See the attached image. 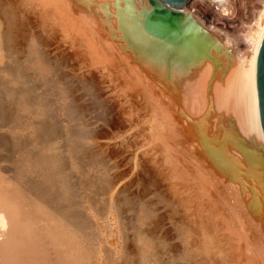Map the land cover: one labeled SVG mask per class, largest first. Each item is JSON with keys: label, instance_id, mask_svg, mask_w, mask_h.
<instances>
[{"label": "bare ground", "instance_id": "obj_1", "mask_svg": "<svg viewBox=\"0 0 264 264\" xmlns=\"http://www.w3.org/2000/svg\"><path fill=\"white\" fill-rule=\"evenodd\" d=\"M16 1L14 5L12 3L8 5L12 4L11 6L13 7H10L13 9L8 8V6H5L3 10L0 8V15L3 14V19H5L4 24L2 23L3 19L0 22V264H173L175 259L179 258L173 253L174 251L178 252V248L175 250L174 247V251H171L173 246L170 248V245L172 244L165 242L163 235L156 234L157 228L155 230L152 228L155 233L152 230V233L150 231L155 224L152 218L156 210L153 212L149 204L135 202L133 200L135 196H130L133 199L129 200L124 192L126 198V202H124L128 205L123 204L125 207L129 206V211L132 212H129V215L131 214L133 215L131 217H134L133 221L131 217L129 221L123 216L126 215L124 214L126 212L123 209L121 211V207L117 202L113 201L118 198L117 196L112 197V194H110L112 201L110 199L109 201L107 200L106 189L110 193L109 187L107 188L110 177L116 176V173L112 172L114 168L112 171L107 169L104 164L105 159H103L104 157L106 158V156L103 157L104 153L101 156L102 153H98L100 148L98 150L95 149V151V146L91 147L90 137L96 136V134L92 133L93 135L91 136V125L88 124L89 121H86L87 117H83L84 113H81L82 110L75 106L76 100L75 102L73 101L71 90L61 80L62 77H59L57 68L60 65L56 66V68L55 64L51 63L52 61L47 60V56L40 48L41 45H38L40 44L38 43L39 40L37 41L36 39L38 36L34 37L36 36L35 33H37H34L36 28H31L34 29V34L32 32L30 34L34 36L30 35L29 39L27 37L24 38L31 41H27L28 43H25L26 46L24 44L26 49L28 48V52L27 50L24 51L27 54H19L20 56L24 55L20 58H23L22 60L18 59L20 56L17 53L19 57L16 58L17 56H14L16 54L13 53L12 48L15 49V45H13L14 47L11 45L16 41L13 40L14 43H12L14 36H11V31L16 26L15 29L19 30V27H23L22 32L25 29L26 33H29L27 32L29 29L27 27L26 29L24 25L27 23H25L26 16H24V11L22 13L21 11L24 10L25 5H28L27 7L30 6V0H20V3L19 0ZM25 1L27 3H24ZM32 1L35 3V0ZM80 1L84 3L89 1L91 5L86 8H82L86 6V3L84 6L81 2V6L83 5L81 8L91 14L101 12L107 15L110 17L108 22L114 26L118 19L122 22L137 21L143 26L146 33L151 32L168 45V47L165 46L166 49H171L166 55L160 56L157 54L158 49H160L157 41L149 38L146 33L140 35L139 38L134 37L136 43L145 45L147 49L150 46L154 50L153 53L149 54V59L146 58V62L148 60V64H150L149 70L152 72V81L150 82L141 73L132 70L134 68L130 64H126V66L123 64L125 67H121L120 70L126 82V87L137 90L143 99L156 103V108H154L156 112L153 113V110L150 112L151 114H156L157 117L155 118L157 120L154 124L152 122L154 121V116L151 115L149 124H154L157 132L151 126L150 130H153L151 137L154 136V139L148 138L152 139L151 142H154L155 139L160 141L163 151L160 150V147L159 151H162V154L165 151L170 152L172 150L170 141L176 139L174 135L179 134L175 133L179 127L173 123L165 101L156 98L152 89L153 82L162 84L163 96H169L170 94L173 98L179 95L183 103L188 101L190 97H195L196 109L194 108V112L196 113H193L194 115L197 114L194 119L196 123H190L192 128L188 126L189 124L186 127L182 123V127L185 126L187 129L185 127L181 128L183 132L186 129L185 132L187 133L188 128L193 129L194 131L189 130L195 135L192 136L198 140L196 141L197 144L203 142L206 149L214 146V142L210 139L203 140L204 134L199 132L202 130L206 134L211 135L214 129L213 119L223 117L224 123L227 120L235 126L243 138L242 144L251 151L250 154L258 156L262 160L261 168L264 170V134L259 119L255 80L256 56L264 34V0H188L182 4L181 10L171 8L159 0H148L151 4L160 3L157 4L158 7L154 10L155 15L162 16V13L159 12L160 10H164L166 13H169V11L176 12V15H173L174 17L166 26H159V23L149 22L148 12L150 6L147 0ZM33 2L30 1L31 5L33 4L37 9L39 4L41 8L44 6L43 13H37L36 15L37 17H42V21L41 19H37V22L35 21L37 26L41 22H44V28L48 23H55V26L59 25L58 27L62 26L63 28L67 26V29L70 26L73 28L71 30L80 38L81 46H83L80 47L82 49L85 48L83 51H86V56L87 54L90 56V53H92L91 56L98 53V56L92 57H99V54L103 55L105 53L107 54V61H113L114 55L111 53L113 49L109 51L104 47L105 49L102 50L101 45L98 44L99 42L97 40V43L94 42L97 30L94 28V23L90 17L75 9L74 5L77 0H37L36 3L38 5ZM163 6L168 7L169 11ZM26 13L29 12L26 11ZM38 14L40 15L38 16ZM17 17L20 19L19 22ZM28 19L30 20V18ZM1 24L4 27L6 25V28L2 29ZM41 26L37 27L38 32ZM48 26H50L49 30L51 32H48ZM48 26L47 29L45 28L47 31L43 29V32H40L44 33L42 35L46 38L54 31L51 30L53 25L48 24ZM67 29L65 30L67 31ZM71 30H68L69 34ZM60 31L62 32V29ZM68 31L66 34H68ZM45 32L49 34L45 35L47 34ZM237 32L240 33L237 35L240 37L241 42L233 43V37H235L233 34ZM128 33L133 35L135 31L131 29ZM52 37L49 38L52 39ZM44 41L49 42L47 39ZM77 41L76 43L80 44ZM48 45L42 49L50 46ZM108 46L113 48L109 44ZM44 51L46 50L44 49ZM102 51L105 52L102 53ZM105 54L103 55L104 57ZM48 55L51 56V54ZM152 55L155 56L152 57ZM87 59L89 60V57ZM88 72L90 71L88 70ZM77 77L79 78V76ZM87 80L85 79V83L83 81L80 82L84 83L83 86L93 96L94 81L89 83V80ZM88 92L87 94H89ZM130 94L133 95L132 92ZM132 95L130 96L131 98ZM133 96L136 95L134 94ZM139 99L141 100V98ZM208 99L212 101L209 106L207 105ZM97 100H95L96 106L94 105L93 108L98 107L100 111L102 110L101 113L105 114L108 110L105 108V103H100ZM85 113L87 114L86 111ZM144 118H147V116L145 115ZM143 119L142 121L144 122ZM184 123L187 124L189 122L186 121ZM145 124L147 123L145 122ZM148 128L147 131L149 130ZM147 133H150V131ZM191 133L190 137H192ZM195 138H193L194 141ZM149 139L147 140L149 141ZM155 144H153L154 148L156 147ZM166 145L171 149L169 147L166 149ZM100 150L102 151V148ZM164 157L166 158L167 156ZM167 159H165V163L170 164V169L178 163H176V158H172V160H175L174 164H171L169 157ZM108 165L110 164L108 163ZM179 170L177 169L178 172ZM177 171L175 174L178 173ZM109 172L114 175H109L108 177L107 174ZM195 173L196 176L193 174L194 177H201L197 171ZM177 175L175 176L177 177ZM187 176L190 179L191 176ZM202 178L199 179L203 181L204 179ZM189 179V182L179 179L182 181L181 183L184 182L182 187L186 186L187 190L190 188L189 183L194 182L196 185V182H199L193 181L194 178L190 179L192 182ZM112 181L115 180L112 179ZM113 184L115 182L111 184L110 189H114L115 185L112 187ZM195 185L193 184L192 186ZM197 186L196 191L192 188V197L187 195V200L184 197L182 202L186 203L187 201L194 207L195 213L194 210H191L194 213V217L195 214H198V217L200 216L196 219L198 222L195 220L198 223L199 233H197L200 234L199 237L196 236V231L192 230L194 232L192 235H195V238H199L198 242L196 241L199 246L195 245L199 249L191 250V246L187 245L188 243L184 244V249L186 246L187 248L189 247L188 249L186 248L188 252L179 254L183 255L184 260L181 257L177 261H185L186 263L184 264H196L197 262L195 263L193 260V254L196 256L200 252V254L204 253L205 258H207V254L212 256L211 259L214 264L233 262L237 258V253L235 254L234 244L229 241L231 239L233 241V235L236 237L235 230L237 227H227L226 223L224 224L226 227L220 225L222 222L219 221L221 217L218 218L220 213H217L218 211L215 212L216 210L213 211V207L210 206L207 199H204L206 197L200 194L202 189L200 188V190ZM113 189L111 190L112 192ZM193 191L197 193L194 194ZM202 192L204 193V191ZM118 193L115 194L121 198L122 194ZM127 199L129 202H127ZM159 199L161 200V198ZM169 205L171 208V203ZM169 205L166 204L167 207ZM173 206L174 204L172 203V218L176 216L174 210L178 208ZM190 208L192 209V207ZM122 212L124 213L122 214ZM179 218L183 222L181 217H178L175 221L177 222ZM180 221L177 222L179 229L176 227L178 231L180 230V233L176 238L179 239L178 237L182 235L184 241L188 242L191 237V233L189 234L188 230H191L189 229L191 227L188 224L189 228L187 227L188 229H186V225L183 224L188 221L185 220L186 222L183 224ZM152 222L154 223L153 226ZM243 227L245 226L243 225ZM129 232L132 234L130 239L133 237L134 240H131L133 244L130 246L133 247L135 244L134 247H136L132 250V252L135 250L133 253L129 251L132 248H128L130 253L125 249L127 248L125 245L130 243L126 239ZM179 240L182 242V239ZM235 240L237 239L235 238ZM190 241L192 243V240ZM198 250L199 252H197ZM192 251L194 252L192 253ZM204 259L201 260L204 261ZM207 262L209 264L210 260H207ZM258 264L260 263L258 262Z\"/></svg>", "mask_w": 264, "mask_h": 264}, {"label": "rangeland", "instance_id": "obj_2", "mask_svg": "<svg viewBox=\"0 0 264 264\" xmlns=\"http://www.w3.org/2000/svg\"><path fill=\"white\" fill-rule=\"evenodd\" d=\"M15 1L16 0H9V1L8 0H0V4H2V5H0V8L3 10V8H5V6H8L10 3H12L14 5ZM30 1L33 2L32 0H30ZM30 1H29L30 6L27 7L28 5L24 4L25 5V7L23 8L24 10L21 11V13L24 11V14H25L24 16H26L25 23L26 22L27 23L24 25H25V28L27 27L29 29L27 31L29 33H26L25 29H24V32H22L23 27H21V28L19 27L18 28L19 30H17V29H15L16 26H14L15 28L14 29L12 28L13 30L11 29L12 30L11 36H14V38L16 37L15 38L16 40L14 38L12 39V43H14L13 40L16 42L14 44L11 43L12 44L11 46L15 45V49L12 48L13 53L14 54L17 53L18 55L19 54L22 55L23 53L27 54L28 48L26 49L25 43H28L30 40L28 41L24 38L27 37V39H29L28 37H30V35H32L30 33L31 32L33 33V30L36 28L37 31L36 30L34 31V33L37 32V33H35L36 36H34V35H32V36H34L35 38L37 36L39 37V38L38 37L36 38L37 41L39 40L38 43H40L38 45H41L40 48H41V50H43L42 52L45 54V56H47L46 57L47 60H49L50 62L52 61L51 63L55 64V67L56 66L58 67L60 65L58 68L56 67L58 69L57 72L59 71L58 72L59 77L60 78L62 77L61 80L63 82H65L66 86L71 90L70 93L72 94V99L74 102L76 100V102L74 103V104H76L75 106L79 107V109L82 110V111L81 110H79V111H81V113L82 112L84 113L83 117H87L86 121L87 122L89 121L88 124L91 125V126L89 125L90 129H91V136L94 133L96 134V136L93 135V136H95L94 137L95 139L93 138V136L90 137L89 142H90L91 147L95 146L94 150L95 149L98 150L99 148L100 149L102 148V151L99 149L100 152L98 151V153H102L101 156L104 153L103 157L106 156V158L105 157L103 158V159H105L104 164H105L106 168L110 169L111 171L114 168V170L112 172L114 174L116 173V176L111 172H109V174H107L108 177H109V175L110 176L114 175V176L110 177L111 181L109 180V185L107 186V188L109 187L110 193L106 189V196L107 195L109 196L110 194H112V197L113 196L118 197V198L115 197L116 200H113V201L117 202V204L121 207V211L124 210V212H126V213L122 212V214L123 213L126 214L123 216L129 221H130V217L133 216L131 214L129 215V212H130L129 211L130 209L128 208L129 206H126V207L124 206V204H126L125 203L126 198H129V200L134 198L133 200H135V202L137 201V203H139V204H144V203L146 205L149 204L150 209L152 208L153 212H154V210H156L155 215L153 213V218L155 216L156 217L154 218V220L152 218V221L153 222L155 221L154 222L155 224L152 222V226L154 224V227L155 226L156 227L155 228L151 227L150 231L151 230L153 231V229L155 230L157 228L156 234L161 235V236L163 235L162 236L163 240H165V242H167V243L170 242L169 244H172V245H170V248H171V246H173L171 251L172 250L174 251V249L176 250L178 248V252L174 251L173 253L176 255V257L179 256V258H181L183 255H179V254H185L186 252H188L187 249L190 246H191L190 247L191 250L199 249V247H198L199 243H197V242H198V239H199L198 237L200 234H198L199 233L198 232L199 231L198 225H197L198 223H196L198 221L196 219H198L200 216L198 217V214H195V217H194V213H195V210L193 209L194 207L191 206V204L187 203V201H186L187 195L192 197V195H191L192 188H193V190L196 191V186L198 185L197 188L199 187V189L200 188L202 189V190L200 189L201 191L199 190L201 192L200 194L202 196L206 197L204 199L205 200L207 199L208 203H210V206L213 207V208L211 207L213 209V211L216 210L215 212L218 211L217 213H220V214H218L219 216L216 214L218 216V218L221 217V219L219 221L224 222L223 224L221 222L220 225L224 226V224L226 223L225 225L227 227L228 226H230V228L231 227L233 228V226L237 227L235 230L236 237L233 235V241H232V239L229 241L231 244L232 243L234 244V250L236 251L235 254L237 253L236 254L237 258L234 256L236 259L233 260V262L232 261H230L229 263L223 262L221 264H227V263L228 264H231V263L232 264H258V262L260 264H264V170H263V168H261L262 160L258 156L256 157L255 155L250 154L251 151L249 149H247V147L242 144L243 138L241 137V135L239 134V132L237 131L235 126H233L227 120H225V123H224L223 117H217V119L216 118L213 119L214 129H213L211 135L206 134L202 130H201V132H199L200 134L201 133L204 134L203 140L204 139H210L211 141L214 142L213 147H209L206 149L203 145V142L200 141L201 143L197 144L196 141H198V140H196V138L193 137V136H195L192 134L193 133L192 131H194V130L191 129L192 127L190 125V123L192 124V122H193V124L196 123V121L194 120L196 118L195 115H197V114L194 115V113H196V112H194V110L196 109V107H195L196 104L194 103L195 97L194 96L190 97L188 99V101L183 103L182 98H180L179 95H176L173 98L170 96V94H169V96L168 95L163 96L162 90H161L163 88L162 84H160L159 82H153L152 83V89H153L154 94L156 95V98H158V100H164L165 101V103L167 104V108L169 109V113H170V116L173 120V123H175L176 126L179 127L176 129L177 132H175V133H179V134L174 135V138H176V139L173 138L174 140L170 141V144H171L170 147L172 148V150L171 151L169 150V151L171 153L164 150L165 153L166 152L167 153L166 154L163 153V154H165V155H163L162 154L163 150H162V147L160 145L161 143H159L160 141L155 139V141L153 140L154 142H151V140L154 139L153 138L154 136L151 137V133H153L152 132L153 130H150V128H152L151 126H153V128H154L155 121L157 120L155 118V117H157L156 114L155 115L153 114L154 112H156L155 111L156 109H154V108H156V103L154 101H151V100L148 101L147 99H143L137 90L130 89V88H128V86L126 87V84H125L126 82L123 79V75L120 72L121 67H125L126 64H130V66L132 68H134L132 70L141 73V75L146 77L147 80H149L150 82L152 81V79H151V78H153L151 75L152 72L149 70L150 64H148V60L146 62V58L149 59V56H150L149 54L153 53L154 50L151 49L150 46L147 49V47L145 45H140V44L135 42V38H139L140 35H144L146 33L143 26L134 20H131L128 22H122L120 19L117 20L116 25L114 26V25L110 24V22H108L110 17H108L107 15L102 14L101 12H98V13L96 12L94 14H91V13L86 12L84 9H82V8H86V7L91 5L89 1L85 2L86 3L85 4L84 2L77 0V2H76L77 4L75 3V5H74L75 9L77 11H80L81 13H83L85 16L90 17V19L94 23V28H96V30H97V34L95 35V40L93 39L94 42L95 43L99 42L98 44L101 45L102 50L107 48L109 51H111V49H113V52H111V53L114 55L113 56L114 59L112 62H108L107 58H106L107 54H105V53H104L105 57L103 56L104 54L103 55L99 54V57H97L98 53L92 55V56L97 55L96 57H92L91 56L92 53H90V56L88 54L86 56L85 55L86 51L85 50L83 51V49H85V48H83V49L81 48L83 46H81L80 38L72 31L73 28H71L70 26H68V28L70 30L72 29L71 30L72 33L70 31V34L68 31L69 29H67V26H64V28L66 27L65 29H67V31H68V34H69L68 35V34H66L67 31L62 26L58 27L59 25L55 26L56 25L55 23L50 24V23L46 22L49 25H53V28L51 26V28H52L51 30H54L55 32L52 31V33L47 38L44 37V35H42L44 33H40V32H43V29L45 30V28L47 29L48 27L49 28L47 30H49L50 26H48V24H47L48 27L46 26L44 28V25H43L44 22H41L42 24L40 23V24H38V26H37V24H35L37 22V19H39V20L41 19V21H42V17L39 15L41 14V12L43 13L44 6L41 8L40 4H39V7L37 9L34 7L33 4L31 5ZM36 1L37 0H35V3L33 2L35 5L37 4ZM81 2L83 3V5L85 4L86 6L84 5L85 7H82L83 5L81 6ZM19 3H20V0H19ZM24 3H27V1H25ZM3 4H5V5H3ZM79 4H80V6H79ZM148 4L150 6V10L148 12L149 13V15H148L149 16V22L156 23V24L159 23V26L168 25L169 24L168 22H170L171 19L174 17L173 15H176V12L169 11L168 7H165V6H163V8L168 9V11H169L168 15H165V16L155 15L154 10L156 7H158L157 4H160V3L155 2V4H151L148 1ZM10 6H8V8ZM11 7H13V6H11ZM29 8H30V10H29ZM11 9H13V8H11ZM8 10H10V9H8ZM32 10H34L33 12H35V13H33ZM26 11H28L29 13H26ZM37 13H40V14H38V16L40 18L36 16ZM34 14H35V16H34ZM27 15H29V16H27ZM102 15H104V16H102ZM33 17H34V19H32ZM17 18H18V22H19L20 19H19V17H17ZM28 18H30V20ZM1 19H3V14L0 15V22H1ZM39 20H38V22H39ZM4 21H5V19H3V22H2L3 24H4ZM22 23H24V22H22ZM33 24H34V26H33ZM40 25H42L43 28H41L42 27L41 26L39 28L40 31L38 32L37 27H39ZM1 26H2V24H1ZM4 28H6V25H5V27H4V25L2 26V29H4ZM31 28H34V29H31ZM59 29L60 30L62 29V32H64V33H62ZM131 29H133L135 31V34L133 33V35H129L128 32ZM47 30H45V31H47ZM48 32H51V31L49 30ZM48 32H45V33H47L45 35H48L49 34ZM52 34H54L53 37H52ZM237 34H240V33L239 32L234 33L233 35L235 37L232 36L234 38L233 43H240L241 42V39ZM146 35L149 38L158 42V45L160 46V49H158V51H157L158 55H160V56L166 55L167 53L170 52L171 49L165 48V46L168 47V45L163 40L159 39L158 37H155V35L152 34L151 32L146 33ZM49 37H52V39ZM238 37H239V39H238ZM45 38L47 40H49V42L44 41V40H46ZM74 38H75V40H74ZM77 39H79L78 41L80 42V44L76 43ZM25 40H26V42H25ZM96 40H97V42H96ZM24 44H25V46H24ZM47 44H49L50 46L48 45L49 47L44 48L46 50V51H44V49H42V48L45 47ZM98 44H96V45H98ZM108 44L111 45L113 48L108 46ZM106 46H108V47H106ZM23 47H25L24 50H22ZM17 48L19 49L20 53L18 52ZM142 48H143V50H142ZM47 49H49V50H47ZM14 50H16V51H14ZM26 50H27V52H24ZM81 51H83V52H81ZM87 51H88V49H87ZM103 52H105V51H102V53ZM17 54L14 55L15 57L17 56L16 58H18L20 56V55L18 56ZM48 54H51V56ZM154 54H156V53H154ZM23 56H20L18 59L22 60L23 58L22 59H20V58ZM153 56H155V55H152V57ZM87 57H89L90 61L87 59ZM90 57H92V58L90 59ZM93 58L94 59L97 58V59L94 60ZM52 59H54V60H52ZM59 59L62 63L59 61ZM92 59L94 60V62ZM99 59H100V61H99ZM56 61H58V62H56ZM63 63H64V67H63ZM123 64L125 66H123ZM88 70L90 72H88ZM115 70H116V72H115ZM120 75H122V76H120ZM77 76H79V78ZM89 77L90 78L92 77V78L90 79ZM85 79L86 80L88 79L89 81L88 80L87 81L89 83L90 82L93 83V81H94L93 86L95 85L96 87L95 86L93 87V94H94L93 96H92V94L90 95V93L86 90L85 86H83L84 83L86 82ZM67 81H68V83H66ZM80 81H83L84 83L80 82ZM124 84H125V87H124ZM82 87H84V88H82ZM126 90H127V92H126ZM130 91L133 93V95L135 94L136 96H133L132 94H130L131 93ZM87 92L89 94H87ZM165 92H166V90H165ZM73 93H74V95H73ZM95 94H96V96H95ZM88 95H89V97H88ZM99 95H101V96H99ZM131 95H132V98L130 97ZM137 95H138V97H137ZM84 96H86V97L84 98ZM133 97H134V99H133ZM162 97H164V98H162ZM135 98H136V101H135ZM139 98H141V100ZM90 99H91V101H90ZM95 100L99 101L100 103L103 102V104L105 103L104 104V105H106L105 108H106V110L108 109L105 114H102L101 113L102 110L100 111L98 109V107L93 108L95 105ZM144 100H146L147 102ZM139 102H141V103H139ZM211 102L212 101L210 99H208L207 105L209 106V104H211ZM154 103H155V105H154ZM148 104H150V105H148ZM153 106H155V107H153ZM151 107H153V108H151ZM152 110H153V113L151 114L150 111H152ZM85 111L87 112V114L85 113ZM147 112H148L149 116H148ZM90 113L92 114V116ZM192 114L194 115V117ZM145 115L147 116V118H144ZM151 115L154 116V121H152L154 124H152V125L149 124L150 119H151ZM141 116H142V118H141ZM140 119H141V121H140ZM142 119L144 120V122L142 121ZM145 119H147V120H145ZM152 120H153V117H152ZM96 121H97V123H96ZM186 121L189 123H187V124L184 123ZM145 122L147 124H145ZM182 123L185 124L186 127L188 124H189L188 126L191 127V128H188V130H187L188 133L185 132L187 128L185 126L182 127ZM149 125H150V127H149ZM145 126H147V127H145ZM181 127L186 128L184 130V132H183V129ZM144 128H146V129H144ZM147 128L149 129L148 131H150V133H147L148 132ZM189 129H191L192 131H190ZM156 130L157 129H155V131ZM189 131H190V133L192 132L191 136L193 135L192 137L195 138V141L192 137H190ZM154 134H152V135H154ZM148 137L152 138V139L150 140ZM147 139H149V141ZM156 140L158 141L159 145L157 144ZM155 142H156V144H155ZM152 143L155 144V146H156L155 148L153 147L154 145ZM159 147H160V150H162L161 152L159 151ZM166 147H167L166 149H168L169 146L166 145ZM170 147H169V149H171ZM196 147H198V148H196ZM202 154H205V155H202ZM162 155H163V158H162ZM170 155L171 156L173 155L172 156L173 159L176 158V160H177L176 163L178 162L176 165H173L174 167L171 169L169 168L170 164H168L169 160L167 159V157H169V159L171 158ZM164 156H167V157L165 158ZM172 158L170 159V162H172L171 164H174L175 160H172ZM194 158H195V160H193ZM106 159H108V160L106 161ZM165 159H167L168 163H165L166 162ZM200 160H202V161H200ZM191 161H193V162H191ZM108 163L111 166L108 165ZM107 166H110V167H107ZM195 166H196V170H195ZM191 167H193V168H191ZM177 169L178 170L180 169L179 172L177 171ZM110 170H108V171H110ZM192 170H193V172H192ZM194 170L197 171V173L201 177H199V176H197L198 178L194 177V176H196L195 175L196 173ZM176 171L178 172L177 173L178 175L175 174ZM200 171H201V173H200ZM256 172L257 173L261 172V173H258V174H260V175H258ZM182 173H184V174H182ZM174 174L177 175L178 178ZM193 174H194V176H193ZM187 175H190L192 177V178L190 177V179L194 178L195 180L193 179V181H195V182L199 181V182H196L197 184L195 185V183L192 182V180H190ZM185 176H186V178H185ZM114 177H116V178H114ZM196 178H197V180H196ZM199 178H202L204 180L202 181ZM259 178L261 181L259 180ZM112 179L115 181H112ZM179 179H181L182 181H185V180L188 181V179H189L192 182V183H189L191 189L189 188L187 190L185 188L186 187L185 185H184L185 187H182L184 182L181 183L182 181ZM110 182H111V184L115 182V184L112 185V187L115 185L114 189L111 187L113 189V192L111 191L112 189H110V186H111ZM213 182H215V183H213ZM201 183H202V185H201ZM193 184L195 186H192ZM200 185H201V187H200ZM121 191H122V193H121ZM195 191H193L194 194L197 193ZM202 191H204V193ZM124 192H125L126 198L124 196ZM115 193L116 194L118 193L120 195L122 194V196H124V197L122 198V196H121V198H122L121 199L119 197V195H116ZM200 194H198V195H200ZM127 195H128V197H127ZM108 196H107V198H108L107 200L109 201V199H110L112 201L111 195H110V197H108ZM130 196L131 197L135 196L136 198L135 197L131 198ZM184 197L186 199L185 201L187 204L184 201L182 202V200H184ZM159 198H161V200ZM164 199H166L168 201H166ZM119 202L120 203L122 202L121 204L123 207L121 206V204ZM127 202H129L128 199H127ZM168 202L171 203V208H170V205ZM172 203L174 204L175 208L178 207L177 209L174 208L176 216L178 215L177 217L175 216L174 218L171 217L172 216L171 210L173 211ZM176 203H177V205H175ZM182 203H184V204L182 205ZM166 204L169 205L168 206L169 208L166 206ZM126 205H128V204H126ZM186 207H188V208H186ZM189 207H192V209L191 208L189 209ZM191 210L192 211L194 210V213ZM177 211H178V213H177ZM130 213H132V212H130ZM127 214H128V216H127ZM175 214H173V215H175ZM236 215H238V216H236ZM170 217L172 218V220ZM178 217L183 218V222H182V220L180 221V218L177 222L180 221L183 224L184 222L188 221L185 224H183V225H186V229L191 227V228H189L191 230H188L189 234L191 233V237L188 240V242L184 241V238L182 237V235H181L182 238L180 236L178 237L179 239H182V242L176 238L177 235H179V233H180L179 232L180 230L178 231L176 228V227H178V229H179V225H177L178 223L175 221L178 219ZM167 218H169V219H167ZM236 218H238V219H236ZM133 219H134V217H131L132 221H133ZM195 220H196V222H195ZM174 221H175V223H174ZM232 221H233V223H232ZM228 222H230V223H228ZM239 222H241V223L239 224ZM175 225H177V226H175ZM243 225L245 227H243ZM226 226H224V227H226ZM239 228H240L241 232H240ZM174 230H175V232H174ZM192 230L194 232L196 231L195 234L198 232L196 234V236H198L197 238H195V235H192V234H194V232ZM152 231H151V233H152ZM157 231H160V232H158L159 234L157 233ZM153 232L155 233V231H153ZM130 236H132V234L129 232L126 239H128V241H130V243L128 244V241L126 240L128 245H125L127 247L125 249H126V251H128V248H132V249H129V251L132 252V250L135 249L136 247H134L135 244L133 247L130 246L133 244L131 242V240L134 241L133 237H132V239H130ZM235 238L237 240H235ZM175 240H177V241L179 240V241L177 242ZM190 240H192V243ZM234 240H235V242H234ZM126 241H125V243H126ZM239 241H241V242H239ZM186 243H188L187 245L188 246L190 245V246L188 248L186 246L187 249L185 248L186 249L185 250L184 244L186 245ZM196 244L198 245L197 246L198 248H196V246H195ZM180 246H182V247L180 248ZM193 246L195 247V249H193L194 248ZM237 247H238V249H237ZM179 249L182 251H180ZM191 250H189V251H191ZM129 251H128V253H130ZM238 251H240V252H238ZM193 252L194 251H192V253ZM197 252H199V250ZM206 254H205V256H206ZM193 255H194L193 260L195 261V263L197 262L198 264H200V263L201 264H208L207 260L208 261L210 260L209 264H212V263L214 264V261L211 259L212 256H209V254H207L208 259L204 257V253H201V254H200V252L197 253L196 254L197 258L195 256V254H193ZM198 255H199V258H198ZM252 256H253V258H252ZM200 257H201V259L205 258L204 261L201 260ZM261 257H263V258L261 259ZM179 258H176L174 261L175 263L173 262V264H178V263L184 264V263H186L185 261L181 262L182 260L180 262H178L180 260ZM182 259L184 260V257H182ZM255 259H257L258 261ZM259 259H261V260L259 261ZM185 260H187V259L185 258ZM254 261H256V262H254ZM176 262H178V263H176ZM187 264H189V263H187ZM191 264H194V263H191ZM215 264H217V263H215Z\"/></svg>", "mask_w": 264, "mask_h": 264}, {"label": "water", "instance_id": "obj_3", "mask_svg": "<svg viewBox=\"0 0 264 264\" xmlns=\"http://www.w3.org/2000/svg\"><path fill=\"white\" fill-rule=\"evenodd\" d=\"M167 6L181 10L182 4L188 0H159ZM162 16L168 15L164 10H160ZM255 80L258 100V111L261 128L264 134V34L258 49L255 65Z\"/></svg>", "mask_w": 264, "mask_h": 264}]
</instances>
